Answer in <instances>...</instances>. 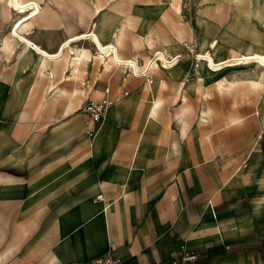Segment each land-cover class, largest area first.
<instances>
[{"label":"crops","instance_id":"0c3cea01","mask_svg":"<svg viewBox=\"0 0 264 264\" xmlns=\"http://www.w3.org/2000/svg\"><path fill=\"white\" fill-rule=\"evenodd\" d=\"M42 5L27 35L51 53L92 30L142 60L157 49L184 55L191 38L202 52L213 45L203 49L201 39H218L221 57L232 48L264 50V0ZM16 17L0 1V42ZM71 45L97 50L89 38ZM20 47L0 49V264H95L107 253L121 264H264L262 92L250 91L262 95L250 114L256 127L228 143L222 135L239 134L230 125L240 118L216 125L211 108L200 106L208 99L202 83L224 73L195 78L193 57L154 67L150 83L121 66L104 69L98 58L73 72L48 58L39 74L36 51L21 57ZM106 87L116 101L90 135L83 105ZM242 93L230 95L234 110L258 95ZM184 252L196 259L182 261Z\"/></svg>","mask_w":264,"mask_h":264},{"label":"bare ground","instance_id":"6f19581e","mask_svg":"<svg viewBox=\"0 0 264 264\" xmlns=\"http://www.w3.org/2000/svg\"><path fill=\"white\" fill-rule=\"evenodd\" d=\"M0 1L5 2L8 5V7H10L11 10H13L15 14L17 15V18L12 22L10 26L9 38L5 41L4 46H10L12 41H15L18 44H21V47H22L21 56H24L27 53L29 48L34 49L37 53V63L36 64L39 65L40 68H43L44 66L47 65L48 58H50L51 61L54 63L62 62L63 68L64 69L71 68L72 72L79 69L80 63L82 61H85V59L94 60L96 58L101 60V63L105 67L104 69H110L114 65L120 66V64L128 63V59H130L135 69L139 68V64L136 62V57H133V58L124 57L120 53L119 48L116 43L104 44L102 42L104 41V39L101 41L99 37L100 35H98V33H96L95 30H92V29H91L92 31L90 32H85V33H81V34H77L72 37H69V39H67L56 52H52V53L48 52L46 49H44L39 44H37L38 42L36 43L32 38H30L27 35L28 30L23 31L24 26H27L29 21L33 20L36 16L42 14L41 13L42 6H41L40 1L39 0H0ZM56 3L59 6L61 5L59 2H56ZM119 32H121V30ZM121 34L120 36L123 37V35ZM87 38L91 39V41H94V43L96 44L97 46L96 52L91 51L90 49H86L85 47L78 50L73 45H71L72 42H77L81 39H87ZM200 43L203 49L206 48L207 44L212 43L213 49L211 51H207L205 61H200L197 64L196 63L193 64V73H194L195 78L200 79V78H204L206 75L207 76L215 75L219 71L226 69V68L229 69L232 67L234 68L252 67L250 71H246L244 73L234 72L230 76H226V77L219 79L217 81V88L219 91L226 93V94L234 95L235 97H237L239 94H241L244 91L252 92V91L258 90L260 92H263V97H264V52H261V51L239 52V53H233L229 56L224 55L223 57H221L218 52L220 51L219 46H218L219 44L218 40L212 39L209 41L206 38V39H201ZM167 50L165 49L163 51H167ZM70 53H72V55ZM182 59H184L183 54H181V58L175 64L171 66H166L164 64L156 65L155 63L152 64V62H150V57L146 58L145 63L146 65L152 64L154 67H157L159 69L160 68L172 69ZM253 59H256V60H253ZM55 73H56L55 70L52 69L50 70L48 75L53 78L55 76ZM51 88H53V85L52 84L48 85L47 92ZM58 88H61V87H58ZM80 92L86 93L83 90H78V89L76 90V93H80ZM62 93H63V90H62ZM70 109H74L73 104L70 106ZM259 114H260L261 124H264V116L263 117L261 116L260 111H259ZM177 116L179 119H181L183 117V112H177Z\"/></svg>","mask_w":264,"mask_h":264},{"label":"rangeland","instance_id":"374dc122","mask_svg":"<svg viewBox=\"0 0 264 264\" xmlns=\"http://www.w3.org/2000/svg\"><path fill=\"white\" fill-rule=\"evenodd\" d=\"M39 1L41 3L42 12H43L42 3H43L44 0H39ZM219 8L220 7H217V9H219ZM31 21L28 22L27 26H24L23 31L29 30L28 26H29V23ZM9 29H10V27H9ZM9 29L3 35V37L1 38L0 49H4V50L5 49H7V50L10 49V50L15 52L16 51L15 47L18 44L17 42L12 41L10 46H4L5 45L4 44L5 41L9 38V34H10ZM1 30H7V28L2 27ZM216 40H218V39H216ZM218 42H219V40H218ZM1 45H2V47H1ZM218 46H220V43L218 44ZM19 50H20L19 51V56H21L22 47H20ZM249 51H261V52H264V50H258V49H253V50H249ZM239 52H244V51L240 50V49H237V48H232V53L231 54L239 53ZM183 56H184L185 59H188L189 61H191L190 60V58L192 57L191 54L186 52L185 50H184V55ZM36 66H37V68L39 70V74H40L41 73L40 72L41 71L40 70V66L37 65V64H36ZM102 66H103V68H105L103 64H102ZM43 68H45V67H43ZM123 68H125V67H123ZM233 68L234 67L229 68V69H233ZM225 70H227V68L219 71L216 74L220 75V74L224 73V75H221V77H220V78H223V77H226V76H230L231 73H234L236 71V70H227V71H225ZM238 70L241 71L242 69H238ZM226 72H228V73H226ZM220 78L219 77L209 78L205 82L202 83L203 89H201V92L204 93V94H207L208 95V97H207L208 99L204 103L200 102V106H201V108H204V109L206 107H210L211 108L212 117H214V116L217 117V120L215 122H213L216 125L224 123V125L229 126V121L231 119L230 118L231 116H235L236 115V116H238L240 118V120L236 124L230 125V126L239 127V129H238L240 131L239 134L236 135L235 133L231 132L232 130H230L228 128V132L225 135L224 134L222 135V136H226L227 141L229 143L231 141H234L235 137L245 136L247 131H250L252 127L253 128L256 127V125H257V121L255 119L256 114H253L251 116H250V114L261 108L263 92H262V95H261L258 92L251 93L250 91L249 92L245 91V93H242L244 97H245V95H247V93L248 94H250V93L251 94L258 93V95H257L256 98H253L252 100H247V97L244 98L243 100L240 99V101L238 102V108L239 109L234 110V108L232 107L234 103L232 102V98H231L230 94L223 93V92L219 91L218 88H217V81ZM190 83L192 84V82H190ZM198 91H200V90H198ZM233 97H234L235 100L237 99L234 95H233ZM36 104H37V102H36ZM259 111L261 113V116L263 117L264 116V106L262 107V110H259ZM259 111H257V113L259 115V120H260ZM218 117H220L219 119L221 121L218 119ZM233 119H232V121H236L238 118H235L234 120ZM218 120H219V122H218ZM211 123H212V121H211ZM260 123H261V121H260Z\"/></svg>","mask_w":264,"mask_h":264},{"label":"built area","instance_id":"2783aa9c","mask_svg":"<svg viewBox=\"0 0 264 264\" xmlns=\"http://www.w3.org/2000/svg\"><path fill=\"white\" fill-rule=\"evenodd\" d=\"M183 46L186 50L192 55L194 59V63H198L200 61L206 60V53L199 50L198 40L196 38H191L183 41ZM181 58L180 53L169 54L162 49H157L153 51L150 55V62L158 64H164L166 66H171L175 64ZM256 60V59H253ZM136 62L139 64V68L135 69L134 65L131 63L130 59H128V63L120 64V66L125 67L126 71L130 74H133L137 77H144L150 83L153 82V69L154 66L146 65L145 60L140 58H136ZM109 87L105 88V95L100 99H89L84 105L83 110L87 114L88 128L87 131L91 135L93 133V129L91 126L98 123L102 117L104 116L107 109L114 104L116 101L109 95ZM127 94V91L124 92ZM261 137V135H260ZM98 199L103 198V194H99L97 196ZM172 256L175 258L176 253H172ZM196 259V255L194 253L184 252L182 256V261H194ZM95 264H121V260L113 257L111 254L100 255L95 259Z\"/></svg>","mask_w":264,"mask_h":264}]
</instances>
